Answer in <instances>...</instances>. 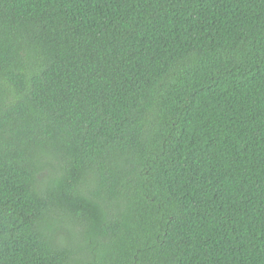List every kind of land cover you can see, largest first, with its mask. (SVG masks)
<instances>
[{"label": "trees", "instance_id": "16d2710c", "mask_svg": "<svg viewBox=\"0 0 264 264\" xmlns=\"http://www.w3.org/2000/svg\"><path fill=\"white\" fill-rule=\"evenodd\" d=\"M0 264H264V0H0Z\"/></svg>", "mask_w": 264, "mask_h": 264}]
</instances>
